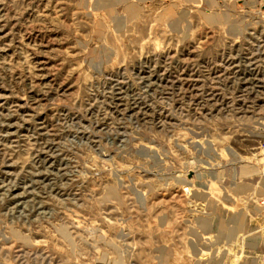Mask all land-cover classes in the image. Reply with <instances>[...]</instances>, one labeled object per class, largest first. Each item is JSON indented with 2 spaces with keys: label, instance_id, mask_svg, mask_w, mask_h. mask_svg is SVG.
<instances>
[{
  "label": "rangeland",
  "instance_id": "374dc122",
  "mask_svg": "<svg viewBox=\"0 0 264 264\" xmlns=\"http://www.w3.org/2000/svg\"><path fill=\"white\" fill-rule=\"evenodd\" d=\"M263 54L264 0H0V264H264Z\"/></svg>",
  "mask_w": 264,
  "mask_h": 264
},
{
  "label": "bare ground",
  "instance_id": "6f19581e",
  "mask_svg": "<svg viewBox=\"0 0 264 264\" xmlns=\"http://www.w3.org/2000/svg\"><path fill=\"white\" fill-rule=\"evenodd\" d=\"M110 1L111 0H103V2L105 3V5H109V3H110ZM264 55V54H263ZM247 63H249V62H247ZM248 65V64H247ZM250 65V64H249ZM249 65L247 66V67H249ZM252 66V65H251ZM250 66V67H251ZM260 71V70H259ZM142 73V72H141ZM246 79V78H245ZM248 79V78H247ZM250 80V79H249ZM241 81H242V83H241V85H244V86H246V85H251V81H247V80H244L243 78L241 79ZM176 83V82H175ZM179 83V82H178ZM257 84V83H256ZM253 85H254V83H253ZM180 86H181V84H180ZM145 87V86H144ZM245 89V88H244ZM241 91V90H240ZM190 98V97H189ZM198 99V98H197ZM204 99V98H203ZM242 102V101H241ZM215 104V103H214ZM129 109V108H128Z\"/></svg>",
  "mask_w": 264,
  "mask_h": 264
}]
</instances>
